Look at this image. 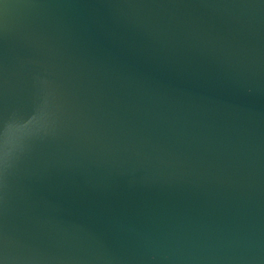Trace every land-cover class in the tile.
Returning a JSON list of instances; mask_svg holds the SVG:
<instances>
[{
  "label": "water",
  "instance_id": "1",
  "mask_svg": "<svg viewBox=\"0 0 264 264\" xmlns=\"http://www.w3.org/2000/svg\"><path fill=\"white\" fill-rule=\"evenodd\" d=\"M0 264H264V0H0Z\"/></svg>",
  "mask_w": 264,
  "mask_h": 264
}]
</instances>
